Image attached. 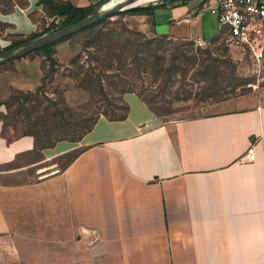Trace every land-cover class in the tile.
<instances>
[{
  "label": "crops",
  "instance_id": "1",
  "mask_svg": "<svg viewBox=\"0 0 264 264\" xmlns=\"http://www.w3.org/2000/svg\"><path fill=\"white\" fill-rule=\"evenodd\" d=\"M193 1L156 10L149 34L208 42L221 33L217 24L201 37ZM166 18L167 32H156ZM122 100L123 120L99 117L35 162L14 165L32 152L31 136L0 134V264H264V88L170 121L133 93ZM248 149L253 160L238 164Z\"/></svg>",
  "mask_w": 264,
  "mask_h": 264
},
{
  "label": "rangeland",
  "instance_id": "2",
  "mask_svg": "<svg viewBox=\"0 0 264 264\" xmlns=\"http://www.w3.org/2000/svg\"><path fill=\"white\" fill-rule=\"evenodd\" d=\"M195 1L198 2V0ZM207 5L210 9L214 8L215 3L213 0H208ZM23 8L25 9L22 11L17 10L10 15L0 14V50L12 41L24 39L32 33L43 32L46 22L43 21L45 16L40 13V8L35 7L31 1H29V4L26 3ZM159 12L158 10L157 13ZM199 17L203 39L213 37L218 33L219 28L215 16L209 10L201 11ZM167 19L156 25V32H167ZM45 21H49L48 17ZM148 21L150 19L148 20L145 16L133 14L114 15L109 18V22L113 27L123 26L129 31L141 32L146 37H152L153 35L148 32L147 27L150 25ZM84 36L85 33L83 32L74 37ZM166 37H171L174 42L190 41L192 43L190 52L198 58L205 57L201 55L200 52H202L206 56L210 55L218 59L216 60L217 69L224 76L228 74L229 69L234 70L232 74L235 80L232 95L228 99L253 94L258 89L264 88V81L262 80L264 58L259 66L246 53L229 45L223 32H219L217 40L205 42V45L201 47L196 46L195 41L174 38V36L169 35ZM79 52L81 53L80 62H83L85 53L74 39H69L52 47L50 57L53 60V66L49 65V61L42 53L33 52L9 60V63L0 64V103L2 104L0 105V114L4 115L3 136L5 139L10 140L26 132L35 131L37 132V146L43 147L47 143L45 137L50 139L56 137L55 128H53L51 122L52 115L54 110L59 109L62 104L71 109V118L80 121V123L83 121L87 123V119L96 115L104 117L103 111L108 115L109 110L112 109L110 104L119 105L118 95L113 92H110V95H107V98L104 99L100 95H94L92 92L76 86L69 61ZM223 59L228 60L227 64L221 62ZM84 65H86L85 62ZM42 77L44 78L40 82ZM224 80L225 78L222 79L223 82ZM200 82L201 78L197 76L193 66L188 67L183 75L173 76L163 86V91L159 90V82H154L153 85L155 86L151 89L152 94H155L154 101L157 102L162 98L163 101L167 102V115L158 116L157 118L161 121H170L216 111L218 103L227 99L217 102L198 100L197 93ZM135 83L137 86L139 85V81L135 80ZM254 85L257 86L256 89H254ZM252 87L253 90H251ZM105 88L107 91L109 90L108 85ZM61 141L71 142L68 140ZM37 158L36 154H30L16 160L14 165L35 162ZM66 161V156L55 159L53 162L56 165L55 169L63 168ZM34 168L35 172L41 169L39 166L31 169ZM52 170L46 171L45 174L52 172ZM32 177L35 179V173Z\"/></svg>",
  "mask_w": 264,
  "mask_h": 264
},
{
  "label": "trees",
  "instance_id": "3",
  "mask_svg": "<svg viewBox=\"0 0 264 264\" xmlns=\"http://www.w3.org/2000/svg\"><path fill=\"white\" fill-rule=\"evenodd\" d=\"M19 1V3H17ZM0 0V13H11L14 6H26V0ZM191 0H166L157 2L156 4L147 5L145 7L129 9L114 13L111 16L102 18L92 25L69 35L60 41L32 51L33 53H42L49 61V65L53 66V60L50 55L52 47L65 40L74 39L85 53L83 62H80L81 53L73 56L69 65H71V74L77 87L92 92L94 95H100L104 99L110 92L118 95L117 101L119 105L110 104L112 109L109 113L104 114V118L108 120H123L126 117L128 107L122 100L125 93L135 94L142 101L148 110L155 116L167 115V102L162 98L155 102V94L151 89L155 86L154 82H159V90L165 86L173 76L177 74L183 75L188 67H194L197 76L201 78V84L198 88V100L212 102L228 99L232 95V87L234 84L233 72L229 69L228 74L224 76L217 69L215 57L210 55L203 58L196 57L191 50L192 43L190 41L174 42L167 35H153L146 37L141 32L129 31L125 27H113L109 18L114 15L133 14L145 16L149 26L153 25V18L156 10L165 9L167 6H183ZM208 0H198L196 6H201ZM35 5L40 7V13L43 21L46 22L43 32L32 33L24 39L10 42L0 51L15 46L27 39L50 33L67 25L75 24L92 14L95 5L90 4L85 7H76L67 1L60 0H35ZM85 33L84 37H74L80 33ZM215 36L214 39L217 40ZM190 47V48H188ZM30 53V52H29ZM198 60V61H197ZM8 62V61H7ZM10 62V61H9ZM8 62V63H9ZM84 62L86 65H84ZM222 63L228 62L223 59ZM45 76V75H44ZM44 77L40 78V82ZM113 78V80H111ZM225 78L224 82L222 79ZM135 80L139 81L137 86ZM108 85L109 90H106ZM160 102V103H159ZM159 103V105H157ZM0 105H2L0 103ZM114 108V109H113ZM66 105L62 104L59 109L54 110L52 115V124L55 128V138H46V145L37 146V132H26L22 135H29L34 140V148L30 154H36L37 160L41 157L40 151L44 148L52 147L56 142L68 140L71 142L79 141L84 134L91 130L99 115L87 119L88 122L76 121L70 116V111ZM50 116V113L48 114ZM107 115V117H105ZM3 120L4 115L0 114L1 131L3 136ZM5 139V138H4ZM9 141L8 139H5ZM11 140V139H10ZM78 150L68 152L62 156L67 157V161L63 165H67L78 153ZM61 157V156H60ZM59 158V157H58ZM6 167H11L7 165Z\"/></svg>",
  "mask_w": 264,
  "mask_h": 264
},
{
  "label": "built area",
  "instance_id": "4",
  "mask_svg": "<svg viewBox=\"0 0 264 264\" xmlns=\"http://www.w3.org/2000/svg\"><path fill=\"white\" fill-rule=\"evenodd\" d=\"M213 1L214 8L208 9L207 3L204 2L201 6H196V13L209 10L226 35L229 45L246 53L260 66L264 58V0ZM195 44L201 47L205 42L197 40ZM262 80L264 81V73ZM256 87L254 85V89ZM252 160L253 155L248 149L239 157L237 163H249Z\"/></svg>",
  "mask_w": 264,
  "mask_h": 264
},
{
  "label": "water",
  "instance_id": "5",
  "mask_svg": "<svg viewBox=\"0 0 264 264\" xmlns=\"http://www.w3.org/2000/svg\"><path fill=\"white\" fill-rule=\"evenodd\" d=\"M109 1L110 0H103L100 3L96 4L93 7L91 15L75 24L67 25L50 33L27 39L15 46L0 51V64H3L9 60L18 57H22L25 54L40 49L42 47L52 45L60 41L61 39L92 25L93 23L97 22L102 18L113 15L114 13L134 8L145 7L147 5L156 4L157 2H162L166 0H154L148 3H144L142 5H134L133 2L135 0H126L123 4L113 5L111 7L105 8L104 6Z\"/></svg>",
  "mask_w": 264,
  "mask_h": 264
},
{
  "label": "bare ground",
  "instance_id": "6",
  "mask_svg": "<svg viewBox=\"0 0 264 264\" xmlns=\"http://www.w3.org/2000/svg\"><path fill=\"white\" fill-rule=\"evenodd\" d=\"M126 0H110L104 7L108 8L113 5L123 4ZM154 0H136L134 1V4H141V3H148Z\"/></svg>",
  "mask_w": 264,
  "mask_h": 264
}]
</instances>
